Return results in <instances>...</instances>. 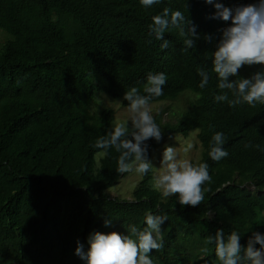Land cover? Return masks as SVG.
<instances>
[{"label": "trees", "instance_id": "16d2710c", "mask_svg": "<svg viewBox=\"0 0 264 264\" xmlns=\"http://www.w3.org/2000/svg\"><path fill=\"white\" fill-rule=\"evenodd\" d=\"M215 3L234 9L258 0H160L151 8L140 0H0V264H85L78 242L86 252L95 232L142 230L149 213L168 217L163 248L149 254L153 264H219L215 244L207 243L219 229L225 238L238 232L242 249L253 233L264 235V104L231 107L214 99L225 92L234 99L212 71V53L231 25L215 18ZM164 8L196 26L193 48L184 49L174 27L164 35L167 48L149 34ZM199 69L209 74L203 89ZM256 72L264 66H243L229 80ZM149 73L167 76L163 94L150 103L193 93L175 122L162 121V112L153 117L164 136L198 130L197 164H208L211 179L196 207L162 197L150 171L131 199L107 193L124 173L116 171L114 148L96 157L103 150L93 145L114 119L110 107L93 110L96 96L127 106L125 92L144 94ZM216 132L228 153L219 161L208 155ZM145 143L148 158L159 141Z\"/></svg>", "mask_w": 264, "mask_h": 264}, {"label": "clouds", "instance_id": "9594fccd", "mask_svg": "<svg viewBox=\"0 0 264 264\" xmlns=\"http://www.w3.org/2000/svg\"><path fill=\"white\" fill-rule=\"evenodd\" d=\"M160 0H140L144 8H151ZM213 4L214 0H205ZM215 18L223 21L231 20V25L222 30V36L212 53V71L218 77L217 87L220 90H229L234 99H229L227 93L215 96L216 102L227 101L231 107L247 104L255 107L257 103L264 104V72H256L249 78L229 80V77L238 76L243 66H264V0L256 4L237 6L234 9L215 3ZM170 27L178 29L183 37L185 50L194 47L199 39L196 26L177 10L164 8L162 14L152 17L149 25L150 35L163 41L162 48H167L169 42L164 40L165 33ZM201 77L200 88H204L209 81V74L199 69ZM167 76L164 73H149L143 86V93L136 87L125 92L124 99L128 102V117L122 123H117L109 131L107 137L99 138L93 147L103 150L100 155H107L110 148L120 153L117 162V173H136L147 175L153 166L147 158V144L150 138L160 141L162 130L156 123L150 106V101L163 94V86ZM131 122V127H129ZM131 137V138H129ZM225 137L222 132H216L210 142L208 155L213 161H219L228 155L223 148ZM193 147L188 143L183 148L188 153ZM211 179L207 163L194 164L188 159L178 156L176 148L166 147L159 174L153 178V188L168 198L177 196L181 206L196 207L204 200L203 185ZM166 215L146 214L142 230L130 226L129 234L117 232H95L88 238L89 248L85 252L84 246L76 248L78 255L85 264H153L150 253L163 248L161 225L167 221ZM111 221L106 220L105 225ZM240 234L232 231L225 238L223 229L217 230L214 236L208 237L207 243L215 244V255L219 264H264V235L253 233L242 249ZM260 245V249L255 247ZM243 251L244 255H241Z\"/></svg>", "mask_w": 264, "mask_h": 264}, {"label": "rangeland", "instance_id": "374dc122", "mask_svg": "<svg viewBox=\"0 0 264 264\" xmlns=\"http://www.w3.org/2000/svg\"><path fill=\"white\" fill-rule=\"evenodd\" d=\"M1 40V39H0ZM193 94L190 90H184L176 99L174 100H163L157 102H151L152 115L157 112H162V121L175 122L179 114L186 108V96ZM95 101V108L93 110L99 109L102 106L110 107L114 110V119L110 126V131L117 123L124 122L128 117V106H123L120 99H114L109 97L104 93H100ZM178 114V115H177ZM129 127H131V122H129ZM197 129L191 130L187 136H183L180 133H173L168 136L162 135L159 141L158 147H156L148 160L151 162L153 168L150 171L152 174L151 185L153 187V178L159 174L161 161L163 159V152L166 147L176 148L178 156L183 159H188L194 164H197L202 153V147L197 138ZM188 143H192L193 147L188 153L183 152V148L187 146ZM100 153L96 155L98 158ZM141 175L136 173H124L118 180V182L107 190V193L111 197H117L122 199H131V193L136 185L139 183ZM251 189V187H250Z\"/></svg>", "mask_w": 264, "mask_h": 264}]
</instances>
